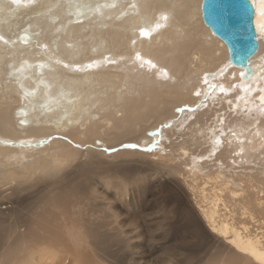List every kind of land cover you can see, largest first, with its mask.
<instances>
[{
    "label": "bare ground",
    "instance_id": "6f19581e",
    "mask_svg": "<svg viewBox=\"0 0 264 264\" xmlns=\"http://www.w3.org/2000/svg\"><path fill=\"white\" fill-rule=\"evenodd\" d=\"M251 1L260 48L242 82L202 0H0V264H86L83 245L109 237L83 228L139 221L81 222L72 201L102 213L165 170L195 214L151 224L198 232L190 261L264 264V0Z\"/></svg>",
    "mask_w": 264,
    "mask_h": 264
},
{
    "label": "rangeland",
    "instance_id": "374dc122",
    "mask_svg": "<svg viewBox=\"0 0 264 264\" xmlns=\"http://www.w3.org/2000/svg\"><path fill=\"white\" fill-rule=\"evenodd\" d=\"M160 149L156 148L157 151H160ZM141 160L140 158H129L128 166L140 165ZM158 177L159 180L148 183L149 189L140 200L141 189L136 193L129 192V194L122 197V200L115 198L107 211H102V213L92 212L91 207L89 208L84 202L79 201V197L72 201L71 209L76 208V215L81 218V222L86 220L91 223L98 216H107L109 220H113L114 212L121 214L120 217H125L130 222L134 219L139 221V224H131L130 226L117 225L115 227V224H111L101 229L83 228L86 236H91V233L95 230V233L103 231L109 237V240L105 243L98 242L83 245L85 252H90L89 257L86 256L84 259L86 264H134L135 262L138 264H181L180 261L189 259L190 250L200 241L198 232L191 231L183 234L178 228L168 223L163 226H156L151 222L159 217L163 218L164 212L168 214L169 209H172L169 215L179 216L182 213V206L194 215L195 212L189 200L191 199L190 194L170 171L165 170L159 173ZM111 195L114 196V191H111ZM174 195H179L183 203L180 204L179 200H172ZM117 196L121 197L120 194ZM146 216H149L151 220H147L148 223L145 225H140V217L145 218ZM106 247L116 253L114 255L120 259V263L105 258L101 249ZM2 248L7 249L11 246L5 247L3 245ZM101 253L102 255H100ZM122 255L123 257H121ZM219 255L198 256L200 259H194L193 261L189 259L186 264H220Z\"/></svg>",
    "mask_w": 264,
    "mask_h": 264
},
{
    "label": "water",
    "instance_id": "95a60500",
    "mask_svg": "<svg viewBox=\"0 0 264 264\" xmlns=\"http://www.w3.org/2000/svg\"><path fill=\"white\" fill-rule=\"evenodd\" d=\"M201 12L204 24L225 43L228 64L242 68V82L249 81L254 75L251 59L260 48L254 3L251 0H202Z\"/></svg>",
    "mask_w": 264,
    "mask_h": 264
}]
</instances>
